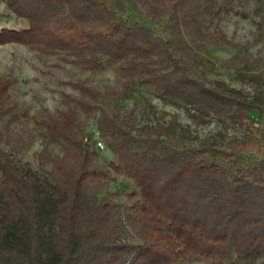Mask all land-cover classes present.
Here are the masks:
<instances>
[{
    "label": "trees",
    "instance_id": "trees-1",
    "mask_svg": "<svg viewBox=\"0 0 264 264\" xmlns=\"http://www.w3.org/2000/svg\"><path fill=\"white\" fill-rule=\"evenodd\" d=\"M3 1L28 23L2 26L0 45L20 42L90 71L114 67L118 78L103 88L77 78V92L63 94L67 107L29 115L41 142L35 165L15 163L0 145V264H264V140L249 131L224 144L196 142L147 98L149 121L116 108L144 88L207 122L241 125L256 114L264 133V99L207 83L195 68L205 59L199 48L235 46L220 21L247 16L238 5L250 0ZM254 2L264 23V0ZM249 60L246 52L241 61ZM15 81L0 75V144L26 115L11 102ZM94 111L115 154L106 163L87 142ZM117 176L132 182L123 203L100 194Z\"/></svg>",
    "mask_w": 264,
    "mask_h": 264
},
{
    "label": "rangeland",
    "instance_id": "rangeland-1",
    "mask_svg": "<svg viewBox=\"0 0 264 264\" xmlns=\"http://www.w3.org/2000/svg\"><path fill=\"white\" fill-rule=\"evenodd\" d=\"M238 8L245 9L247 16L231 13L225 15L220 21L221 28L233 40L235 46L206 45L199 48L198 52L205 59L198 62L195 68L200 71L207 83L220 79L227 86L239 88L248 96H258L264 99L263 11L257 8L254 0H250L244 7L238 5ZM27 23L25 16L17 14L3 0H0V28L2 26H26ZM156 25L158 30L164 29L162 21L160 25ZM246 52L250 59L249 63L241 61ZM233 55H236L234 65L228 63ZM238 68L248 75H255L256 79L240 76ZM2 74L16 78L10 89L11 102L17 111L26 112V115H21L12 124L10 138L0 144L8 157L19 165L26 162L35 165L34 153L41 149L40 137L29 115L39 116L45 114L46 111L67 107L68 103L63 100V94L64 92H77L71 85V81L77 78L86 77L90 84L98 88L115 85L118 78V72L114 67L90 71L79 64L66 61L58 54H46L29 49L20 42L0 45V75ZM145 98L154 104L160 117L163 116L166 121L176 119L188 127L189 137L193 141L224 144L231 137L243 139L249 131L254 133L260 141L264 140L262 120L256 119V114L253 115L254 120H248L241 125L235 121H223V119L216 118L207 122L201 117L194 118L187 115L182 106H173L163 102L144 88H141L140 92H136L134 96L120 101L116 108L122 113L133 108L137 114V121L152 120V115L144 111ZM163 112L166 114L161 115ZM78 115L84 117L85 114L78 109ZM97 115V111H94L87 117V142L92 146L95 145L99 161L106 163L108 159L114 158L115 154L105 144L96 129ZM172 115H175V119ZM52 151L56 154L62 153L57 145H52ZM131 187V180L117 176L109 181L108 186L100 194L123 203L125 197L122 192L128 191ZM191 264L210 263L194 261ZM220 264H229V262L224 261Z\"/></svg>",
    "mask_w": 264,
    "mask_h": 264
}]
</instances>
